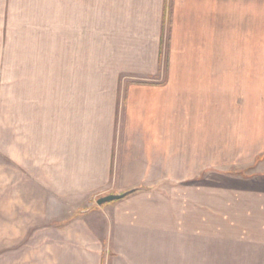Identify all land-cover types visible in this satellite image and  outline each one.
Segmentation results:
<instances>
[{
    "label": "crops",
    "instance_id": "1",
    "mask_svg": "<svg viewBox=\"0 0 264 264\" xmlns=\"http://www.w3.org/2000/svg\"><path fill=\"white\" fill-rule=\"evenodd\" d=\"M66 31L28 106L51 118L36 156L73 264H264V152L221 189L238 97L264 79V0H102L99 57L88 24Z\"/></svg>",
    "mask_w": 264,
    "mask_h": 264
},
{
    "label": "rangeland",
    "instance_id": "2",
    "mask_svg": "<svg viewBox=\"0 0 264 264\" xmlns=\"http://www.w3.org/2000/svg\"><path fill=\"white\" fill-rule=\"evenodd\" d=\"M83 3L0 0V264H73L77 258L73 254H82L77 241L65 239L57 230L63 223L54 219L57 209L47 176L51 169L38 168L42 158L36 152L44 145L40 133L46 130L51 143V118L41 114L38 120L28 100L36 94L38 100L51 98L53 41L69 33L67 25L78 33L77 23L88 24L93 55L99 57L102 0ZM246 89L237 102L232 175L222 171V191L234 184L226 182L228 177L235 179L238 173L246 178V159L264 152V79L247 81ZM180 242L169 241L170 248L181 253Z\"/></svg>",
    "mask_w": 264,
    "mask_h": 264
},
{
    "label": "water",
    "instance_id": "3",
    "mask_svg": "<svg viewBox=\"0 0 264 264\" xmlns=\"http://www.w3.org/2000/svg\"><path fill=\"white\" fill-rule=\"evenodd\" d=\"M127 196H128L127 192L123 193V194H118V195H106V196H103V197H100L99 199H97L96 205L102 206L106 203H110V202H114V201L124 199Z\"/></svg>",
    "mask_w": 264,
    "mask_h": 264
},
{
    "label": "trees",
    "instance_id": "4",
    "mask_svg": "<svg viewBox=\"0 0 264 264\" xmlns=\"http://www.w3.org/2000/svg\"><path fill=\"white\" fill-rule=\"evenodd\" d=\"M141 190H144L143 188H140V189H135V190H131V191H128V195L132 194V193H135V192H138V191H141ZM85 212V211H83Z\"/></svg>",
    "mask_w": 264,
    "mask_h": 264
}]
</instances>
